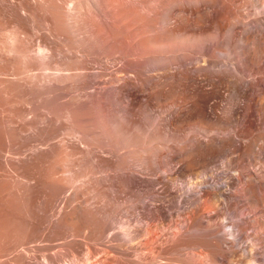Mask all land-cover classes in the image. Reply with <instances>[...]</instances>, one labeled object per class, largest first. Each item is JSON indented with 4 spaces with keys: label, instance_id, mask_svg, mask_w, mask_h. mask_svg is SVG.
Instances as JSON below:
<instances>
[{
    "label": "bare ground",
    "instance_id": "6f19581e",
    "mask_svg": "<svg viewBox=\"0 0 264 264\" xmlns=\"http://www.w3.org/2000/svg\"><path fill=\"white\" fill-rule=\"evenodd\" d=\"M0 264H264V0H0Z\"/></svg>",
    "mask_w": 264,
    "mask_h": 264
},
{
    "label": "rangeland",
    "instance_id": "374dc122",
    "mask_svg": "<svg viewBox=\"0 0 264 264\" xmlns=\"http://www.w3.org/2000/svg\"><path fill=\"white\" fill-rule=\"evenodd\" d=\"M213 165H214V166H213ZM213 165H212V167L215 168V165H216V164H213ZM218 170H220V168H218ZM177 182H178L179 184H182V183H184V180H183V178H182V179L180 178V179H177ZM214 182H217V180H214ZM218 183H219V184H223V182H222L221 180H220ZM161 186H162V183H161V182H159V183L156 184V187H158V188L161 187ZM180 191H182V189H180ZM192 192H196V191L194 190V191H192ZM184 194L187 196L188 193L185 192ZM164 204L166 205V202H164ZM186 205H187L186 203H182V205H178V204H176L174 207L171 208V210H179V209H180V210H183V209L186 207ZM166 206H167V205H166ZM167 207H168V206H167ZM182 208H183V209H182ZM224 229H225V230H229V229H230V225L225 226ZM56 241L58 242V240H54V242H56Z\"/></svg>",
    "mask_w": 264,
    "mask_h": 264
}]
</instances>
